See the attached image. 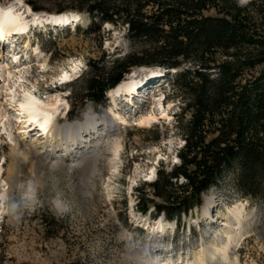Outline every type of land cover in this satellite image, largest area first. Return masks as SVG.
I'll return each instance as SVG.
<instances>
[{
  "label": "rangeland",
  "instance_id": "obj_1",
  "mask_svg": "<svg viewBox=\"0 0 264 264\" xmlns=\"http://www.w3.org/2000/svg\"><path fill=\"white\" fill-rule=\"evenodd\" d=\"M234 1L237 7H250L264 0ZM14 2L29 7L23 0H0V8ZM42 7L54 10L56 4L47 0ZM76 14L81 21L74 31L55 35L50 27L34 26L35 35H28L15 49L22 56L19 66L0 61V108L13 122L8 132L0 123V264H151L155 251L171 246L172 252L156 257L155 264L170 259L173 264H190L203 247L225 242L220 224L235 207L242 208L244 221L227 251V264H264V195L256 202L241 197L231 174L202 195L200 206L182 216L180 226L163 215L131 220L136 189L142 187L153 199L143 184L153 183L161 168L169 172L179 165L177 153L184 142L175 129V116L182 103L172 95L171 80L155 87L151 79L132 98L133 108L125 107L126 100L107 99L105 105L86 101L81 85L88 63L105 67L129 54L130 44L124 27L104 24L98 33H89L87 16ZM55 15L31 10L25 21L33 27L30 22L35 16ZM154 71L153 67L133 68L123 82L144 79ZM65 74L67 80L62 78ZM10 88L15 93L13 104L20 102L24 92L43 104H55L54 127L75 124L88 111L99 122L105 118L112 128L104 129L102 140L71 160L47 159L38 149L45 139L18 134L20 126L5 96ZM149 116L150 123H140ZM206 197L216 201L215 209L222 214L212 228L202 219ZM12 204L19 205V219L4 214ZM57 204L67 210L59 211ZM153 211L150 207L149 213ZM154 224L162 229H152Z\"/></svg>",
  "mask_w": 264,
  "mask_h": 264
},
{
  "label": "trees",
  "instance_id": "obj_2",
  "mask_svg": "<svg viewBox=\"0 0 264 264\" xmlns=\"http://www.w3.org/2000/svg\"><path fill=\"white\" fill-rule=\"evenodd\" d=\"M23 1L33 12L86 14L89 33L104 24L126 29L129 54L105 67L88 63L86 101L104 105L106 92L133 68L177 71L166 82L182 103L175 116L184 142L179 165L143 184L153 199L136 189L135 213L180 226L227 174L241 197H263L264 1L237 7L234 0H49L54 10L42 7L47 0Z\"/></svg>",
  "mask_w": 264,
  "mask_h": 264
},
{
  "label": "bare ground",
  "instance_id": "obj_3",
  "mask_svg": "<svg viewBox=\"0 0 264 264\" xmlns=\"http://www.w3.org/2000/svg\"><path fill=\"white\" fill-rule=\"evenodd\" d=\"M21 3L17 2L16 4H11L8 7L0 8V44L3 40H9L10 38H19L20 36L28 35L29 25L25 21V17L30 14V9L28 7H21ZM77 23L79 21V16L74 15L70 16L69 14H63L60 16H38L34 17L30 22L32 26H41L43 24L54 26L57 25L59 28L64 26L71 25L74 21ZM31 26V25H30ZM72 26V25H71ZM28 48V46L26 47ZM14 58H12L15 66H18L19 56L15 53ZM163 70V69H162ZM169 72V71H168ZM157 72H153V76ZM164 73L167 71L164 70ZM171 78L170 76H167ZM63 80H67L68 76L65 74ZM132 79V78H130ZM143 83V79L138 81H122L117 85L116 95L123 92L122 96L126 97L125 92L127 93V98L129 103L131 102L133 95L132 93H137V86ZM138 84V85H137ZM143 88V87H142ZM8 94L5 95L8 97L7 101L10 105L14 103L15 93L13 88L7 90ZM113 101H115V96H111ZM19 103L16 104V109H14V117L19 118L16 121V126H20L21 123H24L25 126L20 127V132L18 134H28L29 127L35 128L36 132L41 135H47L49 138L45 139L46 143H39L40 153L45 156L47 159L60 158L62 160H71L76 154L81 150L88 149V146L99 142L102 140L104 129H111V123L105 118L97 121L93 118V115L90 112H84L82 119L75 124H66L62 127H54L52 125V117L57 111L56 105H46L39 101L37 98L31 94L24 92ZM11 102V103H10ZM17 115V116H16ZM117 120L123 122V120L116 116ZM153 120L152 117L142 118L140 121L141 124H148ZM101 121L103 123H101ZM0 123H2V129L8 132V129L12 130V123L9 121L7 113L0 108ZM13 124V125H15ZM14 127V126H13ZM28 128V129H27ZM10 133V132H9ZM8 133V134H9ZM37 135V134H36ZM38 137V135H37ZM44 139V138H43ZM217 207L216 201L211 197H206L204 199L203 206V221L213 227L215 216L213 211ZM135 214V213H134ZM220 215V212L217 215ZM243 210L241 207H235L228 211L227 215L224 216V223L220 224V227H224L223 236L225 242L221 246L212 245L211 247H203L201 250L200 256H193L190 264H227L228 260V249L230 244L235 241L238 236V231L241 229L243 219ZM152 229H162L158 224ZM154 258H151V264H155L156 257L164 255V251L161 249L155 251ZM168 255H166L167 258ZM171 260V259H170ZM170 260L168 264H173ZM165 263V264H166Z\"/></svg>",
  "mask_w": 264,
  "mask_h": 264
},
{
  "label": "clouds",
  "instance_id": "obj_4",
  "mask_svg": "<svg viewBox=\"0 0 264 264\" xmlns=\"http://www.w3.org/2000/svg\"><path fill=\"white\" fill-rule=\"evenodd\" d=\"M18 208H19V205H17V204H12L8 209H6V210L4 211V214H5V215H8V216H10V217H12V218H14V219H19L20 214H19V212H18ZM56 208H57L59 211H61V212L67 210L66 208H62L59 204L56 205Z\"/></svg>",
  "mask_w": 264,
  "mask_h": 264
}]
</instances>
